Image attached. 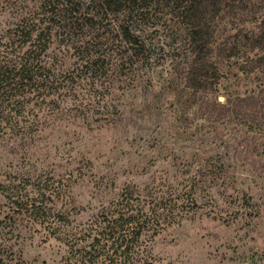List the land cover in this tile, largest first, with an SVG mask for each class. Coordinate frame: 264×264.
<instances>
[{"label": "rangeland", "instance_id": "obj_1", "mask_svg": "<svg viewBox=\"0 0 264 264\" xmlns=\"http://www.w3.org/2000/svg\"><path fill=\"white\" fill-rule=\"evenodd\" d=\"M74 2L86 23H54L41 55L60 80L57 89L42 101L27 94L22 111L11 112L16 130L0 132V183L39 174L61 180L49 205L65 220L14 212L0 190L3 257L20 264H103L87 260L96 243L90 230L107 223L104 215L118 216L127 189L135 206L148 191L177 200V220L159 231L149 227L138 239L149 264H264L261 112L214 121L187 102L191 90L179 64L187 58V28L166 1L131 21L125 7L105 11L99 0ZM42 11L43 0H0V49L18 43L20 26L35 30L18 50L34 45ZM257 21L218 24L216 52H235L212 57L224 73L213 92L219 101L264 88V66L242 69L256 52L248 38ZM125 25L144 51L123 40ZM86 50L99 56L98 64L86 65ZM25 191L36 195L31 186Z\"/></svg>", "mask_w": 264, "mask_h": 264}, {"label": "trees", "instance_id": "obj_2", "mask_svg": "<svg viewBox=\"0 0 264 264\" xmlns=\"http://www.w3.org/2000/svg\"><path fill=\"white\" fill-rule=\"evenodd\" d=\"M163 1L175 10L187 28V58L179 63L184 66L185 86L191 90L187 102L198 103L208 120L220 121L231 115H243L250 111L261 112L260 115L264 119V88L257 93L228 95L223 101L218 100V95H213L224 73L212 58L214 55L229 56L235 53L232 47L227 50L224 47L217 48L216 52L212 45L220 22L228 18L233 24L245 22L247 25V22L258 20L257 31L251 30L248 38L250 48L256 49V52L246 58L242 63V69L251 72L254 68L264 66V0H99V4L105 11L119 12L121 7H125L123 11L131 21L135 16L137 19L143 18L151 7H159ZM78 6L74 0H43V11L39 18V29L34 45L24 51L18 50L31 39L35 30L20 26L16 31L18 43L15 44L13 39L9 47L7 45L1 47L0 132L6 126L10 130H16L17 125L12 122L11 112L18 114L22 111L27 94L41 98L42 101L43 96L57 89L60 80L53 76L51 68L45 65L41 55L49 47L48 42L54 23L64 28L73 27L74 18L81 25L86 23L82 24L75 15ZM120 28L125 42L134 46L135 50L144 51L138 34L131 33L128 25ZM98 58L99 56L95 58V53L91 50H86L82 56L86 65L94 59L98 64L100 60ZM93 70L99 71V69ZM189 107L190 105L187 104V108ZM13 180L7 184L0 183V190L6 192L5 196L14 212L29 213L41 217L48 223L65 220L63 214L55 215L49 205L54 197L61 193V180L52 175L42 174L14 176ZM27 186L34 188L36 195L30 196L25 191ZM147 193L149 197L145 195L138 197V205L135 206L130 202L132 197L126 189V197L117 203L120 206L119 209L117 208L118 216L107 219L104 215L103 218L107 223L103 227L90 228V232H94L93 240L97 247L92 243L94 247L90 246V250L86 251L88 262L149 264L146 254L138 246V239L149 227L159 231L177 220L174 213L177 200L171 195L159 197L154 196L151 191ZM4 251L5 248L0 245V264H20L17 261L13 263L8 254L3 257Z\"/></svg>", "mask_w": 264, "mask_h": 264}]
</instances>
